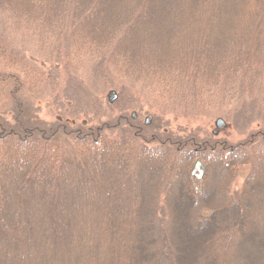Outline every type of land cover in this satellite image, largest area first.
<instances>
[{"label":"trees","instance_id":"trees-1","mask_svg":"<svg viewBox=\"0 0 264 264\" xmlns=\"http://www.w3.org/2000/svg\"><path fill=\"white\" fill-rule=\"evenodd\" d=\"M226 14L246 38L208 31ZM136 95L171 117L227 105L243 139L149 130ZM261 155L264 0H0V264H264Z\"/></svg>","mask_w":264,"mask_h":264},{"label":"rangeland","instance_id":"rangeland-1","mask_svg":"<svg viewBox=\"0 0 264 264\" xmlns=\"http://www.w3.org/2000/svg\"><path fill=\"white\" fill-rule=\"evenodd\" d=\"M247 11H248V14L244 19L248 18L249 15L251 14V11H253L251 2L247 3ZM187 12H188V14H190L191 10L188 9ZM256 15H260V13H258V11H256V13H253L251 15V19H255ZM232 19H233V17L231 18L226 14L224 16V19L222 20V25H221L222 29H220L219 26H217V29L215 26H213V27H215V32L213 29H211L213 27H208V31L212 35H215L216 38H218V37L224 36L227 32L229 34H236L239 32V30H241V32L243 33V36L246 38V31L239 27V23L244 19L239 20V18H235V21H236V26H234L235 28L231 27V24H229L227 26V22L229 20L232 21ZM198 27H201V26H198ZM199 29H201V28H199ZM156 33L158 35L159 31ZM237 36H239V35H237ZM193 39L196 40V37H194ZM60 68H61V71H59V74L61 76L64 73V71H63L64 67L60 66ZM110 91H111V89H106L103 92L100 90L99 94H100V98H101V104H102L101 106H102V109H104V110L107 109L109 112L111 111L110 113L114 114L115 111L118 109L109 108L107 106L110 103L113 104V102L109 101L108 95H109ZM60 94H62V93H59V95ZM48 97H49L48 100L46 99L45 101H43L41 103L42 111L40 112V116L46 117V119H48V120H52L51 116L54 115V113L61 111V109H60L61 105L57 101H54V97L52 95H50ZM138 97H140V96L136 97L135 106L131 110H129L130 111L129 114L136 113V115H138V118L145 123H146V119L149 118L150 122L146 123L149 130H152V129H159L160 130V129H164V128H169V129H171L172 132H174L176 134H182L184 132L190 131V129H192V127L198 125L201 127V129L203 131H205L209 134H214L213 132L216 128L215 127V120L217 118L221 117L225 120L226 126H225V128H222L216 136L228 138L229 140L234 141V142H235V140L240 141L243 139L241 134L236 132L234 124L229 120V118H227V111L229 110V107L227 105L224 106V104L213 103L214 105L212 104L209 108L205 109V113L203 112V114H201L200 116H197L198 118L190 119V118H186V117L183 118V117H181V115H180V117H175V116L171 117L170 115L166 116L163 113H161V115H160L159 112H157L156 108L148 106L146 101L142 100L143 98L139 99ZM219 105H220V107H219ZM89 108L92 109V107H90V106H89ZM89 111L94 113L95 109H92ZM88 114H89V112H88ZM260 158H261V164H262V162L264 163V155H261ZM262 167H263L262 173L264 174V165H262ZM259 171H260V168H259ZM247 172H248L247 168H243L240 171V173H239V175H238V177H237V179H236V181L232 187L233 191H241L243 183H244V179L247 175ZM211 173H213L212 180H211V175L208 176L209 178H207V180H206L207 182H209V184H211V182H212V185L216 189H218V187H220L222 184L224 185V180H223L224 177H222L223 173L221 170H219V168L216 169L215 171L212 170ZM259 173H261V171ZM153 180H154L153 177L150 178V180H149L150 182L147 184V185H149V187L152 186ZM259 192H260L261 196L257 197L254 200L256 207H255V209L252 210L251 213H253V215H255V217H259V218H262L264 220V200H262L263 199L262 197L264 196V189L260 188ZM242 257H243V254H242Z\"/></svg>","mask_w":264,"mask_h":264},{"label":"water","instance_id":"water-1","mask_svg":"<svg viewBox=\"0 0 264 264\" xmlns=\"http://www.w3.org/2000/svg\"><path fill=\"white\" fill-rule=\"evenodd\" d=\"M108 96H109L110 102H114L117 99V93L114 90H111ZM149 122H150V119L147 118L146 123H149ZM225 126H226L225 120L221 117L217 118L215 120L216 128L213 133L217 135L222 128H225ZM205 173H206L205 163L200 158H197L192 166L191 174L193 175L194 178L201 180L204 178Z\"/></svg>","mask_w":264,"mask_h":264}]
</instances>
